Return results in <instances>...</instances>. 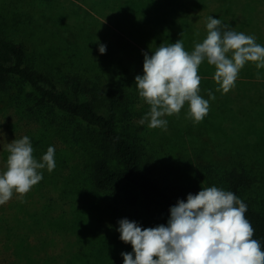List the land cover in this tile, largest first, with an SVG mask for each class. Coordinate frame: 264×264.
I'll use <instances>...</instances> for the list:
<instances>
[{
  "label": "rangeland",
  "instance_id": "obj_1",
  "mask_svg": "<svg viewBox=\"0 0 264 264\" xmlns=\"http://www.w3.org/2000/svg\"><path fill=\"white\" fill-rule=\"evenodd\" d=\"M224 1L229 0L221 2L217 0L211 5L216 6L214 8L216 10L218 6L222 8L226 5ZM230 1L232 5L238 2L234 7L237 11L246 7L254 10L262 8L264 13V0ZM121 2H124L122 6L126 5L125 0H106V2L96 0L97 10H95L91 0H0V25L5 27L6 32L11 36L24 41L28 47L33 49L35 46L34 54H42L38 60L47 59L53 68L58 65L63 66L64 61L69 57L73 58L74 42L82 41L71 36L72 31H77L79 28L77 24L88 29V34L91 35L90 45L86 46L81 42L77 47L78 50H84L83 56L104 67L105 74L108 71L111 73L110 76H104L106 79L114 76V80H118L116 84L119 89L128 95L135 94L136 102L130 105V109L128 108L129 116H132L129 121L140 130L148 148L155 152L157 160L163 165L168 163L166 165L175 166V169L176 167L183 169V176L180 179L183 181L178 182L176 187V191L183 196L198 192L202 187H217L218 183L214 182V179L208 182L203 179L211 167L228 168L234 164L242 165L248 171L250 168L257 171L259 168L262 172L264 170V75L259 74L258 78L257 73L254 72L256 69H250V72L241 70L236 86L231 91L234 100L229 101L216 90L218 85L213 79L215 71L210 69V72H202L199 69L198 74L203 81V84L200 83V95L204 99H209V90L215 95V99L209 101L210 111L202 122L196 124L188 117L189 109L186 104L179 116L164 117L168 121L166 131L149 128L147 121L141 124L140 120L150 111V106L139 96L135 77L143 75V52L146 51L149 55L152 52L137 38L129 35L128 31L122 30V27H129L133 19L145 20L146 17L143 12L134 15L127 12L124 14L125 17H121ZM244 3L247 6H244ZM109 4L113 5V10L110 9ZM214 9L212 11L202 8L193 9L192 4L181 7L188 19H195L200 25L208 20V12H212L209 15L220 19L223 25L227 22H246L249 25L244 27L243 33L254 35L258 44H264L263 13L252 16L237 14L224 18V13L213 12ZM195 14L198 17H194ZM180 15L177 19L181 18ZM182 16L185 17V13ZM144 27L147 34L153 32L148 25L145 24ZM96 37L98 40L103 39L102 44L106 46V52L103 54L99 51L100 44L94 46ZM119 38H123L124 45L134 51L133 55L139 58L134 66L121 67L119 62L125 61L127 49L119 44ZM110 46H113L114 52L111 51ZM33 60L37 62L36 58ZM202 65L203 63L200 67ZM252 68L256 67L252 66ZM23 87L29 90L27 86ZM245 92L255 93V100L241 104L238 98ZM258 95L262 100L259 104H257ZM96 100H99V96ZM11 101L13 100L10 96L0 94V108L3 109H0V173L6 170L7 145L14 139L24 136L30 138L34 149L33 155L38 161L48 147L53 146L56 167L51 173L46 168L41 170L43 179L25 195L22 208L17 215L27 222L25 231L22 227L24 239H21V245L23 251H26L25 249L30 251V256L28 253L27 256L15 255L14 252L11 254V250L5 247L8 239L0 236V264H80L78 252L91 247L105 250V255L90 254L88 264H99L100 258L121 260L116 264H123L121 253L132 252V246L120 240L118 222L123 218L133 221L134 210L128 207L121 211L118 206L108 204L109 200L113 201L112 191L103 192L94 189L90 180L88 154L84 151L82 143L62 132L54 133L53 127L56 128V125L52 117H59L51 116L45 111L19 114L10 105ZM239 105L241 110L238 111L236 119V111L233 113L230 107L237 110ZM127 110H124V113ZM230 112L233 115H229ZM65 121L61 123L66 128L75 127V123H69L70 120L67 119ZM43 124H47L50 130ZM68 131L71 132L69 129ZM260 184L261 188L255 186L253 190L248 191L249 197L254 201L253 205L259 210L264 209L261 202L264 199V183ZM131 193L132 198L136 197L134 191L131 190ZM127 194L126 197L129 195ZM14 198L18 199V194H14L11 200ZM10 201L7 203L10 204ZM5 208L7 210L6 206ZM3 209H0V214L6 211ZM143 210H145L144 215L148 214L145 205ZM34 211L38 225L34 223L32 225L28 219ZM161 220L167 225L166 219ZM110 221L113 223H109ZM107 224L116 226L114 230L117 239L114 237L111 244L107 242V246L100 247L102 241L99 237L107 229ZM138 225L148 228L141 222ZM93 232L98 233L99 237H93ZM102 243L105 244L106 241ZM49 248L51 253L46 255Z\"/></svg>",
  "mask_w": 264,
  "mask_h": 264
},
{
  "label": "trees",
  "instance_id": "obj_2",
  "mask_svg": "<svg viewBox=\"0 0 264 264\" xmlns=\"http://www.w3.org/2000/svg\"><path fill=\"white\" fill-rule=\"evenodd\" d=\"M221 1L219 0V2ZM91 2L93 3L92 7L97 10L96 0H91ZM216 2L217 0H125V6H122L124 2L120 3L122 6L121 17H125L124 14L127 12L133 13V15L137 12H143L146 18L145 20L144 18L133 19L130 21L129 27H122V30L128 31L129 35L141 41L151 52L160 46L175 43L178 39L183 41L185 50L191 52L195 43L202 42L206 38L207 21L200 25L197 20L188 19L186 12H182L181 7L192 4L193 9L202 8L212 11L216 6L213 7L211 4ZM223 3L226 5L222 8L218 6L213 12L224 13V18L237 16V14L252 16L263 13L262 8L254 10L246 7L237 11L234 7L238 2L233 3V5L230 0ZM104 5L108 7L107 4ZM243 5L247 6L245 3ZM109 6L113 10V5L109 4ZM181 12L182 14L185 13V17L182 16ZM209 13L212 12H208L207 16H210ZM179 15L181 18L177 19ZM194 17H198V15L195 14ZM117 18L119 19V17ZM145 24L151 28L152 33L147 34L145 32ZM224 25L228 29L243 32L244 27L249 24L246 22H227ZM77 26L79 28L77 31H72L71 36L74 39H81V42L89 46L91 40V35L88 34L89 30L81 25L77 24ZM93 32L95 33V31ZM95 39L94 46L103 43V39L98 40L97 37ZM119 39V44L127 49L125 61H122L121 58L122 62H119L121 67L134 66L138 63L139 58L133 55L135 54L134 51L124 45L123 38ZM81 42H74L73 58L69 57L63 62V66L58 65L53 68L47 59L38 60L42 54H34L35 46L33 49L28 47L24 41L14 38L6 32L5 27L0 25V94L10 96L13 101L9 103L19 114L45 111L51 116L59 117H52L53 123L56 125V128L53 127L54 133L62 132L82 143L84 151L88 154L91 171L90 180L94 189L113 192V201L109 200L108 204L118 206L121 211L128 207L132 208L134 210L132 220L138 224L141 222L148 227H155L163 224L161 220L163 218L168 222L170 207L175 205L178 200L186 201L187 199V195L183 196L176 191L178 182L182 183L183 181L180 180L183 176V169L180 167L175 169V166L166 165L168 163L163 165L156 159L157 156L148 148L145 137L129 121L132 117L129 116V107L136 102L135 94L128 95L119 89L116 84L118 80H114V76L106 79L104 76H110L111 73L108 71L105 74L104 70L106 69L104 67L95 61H91L89 57L83 56L84 50L80 51L77 48ZM122 47L120 48L122 49ZM109 48L114 52L113 46ZM35 58L37 62L33 60ZM252 66L255 67L253 63L249 62L242 71L250 72V69H256L254 72L264 75V68L257 69L252 68ZM199 69L202 72H210V69L215 71V67L209 65L207 61L203 62ZM23 86H27L29 90ZM231 91L227 94H221V96L229 101L234 100ZM254 94L245 92L239 96L238 101H241V104L246 103V101H254ZM97 96H99V100H96ZM260 97V95L257 96V104L262 102ZM230 109L233 113L236 111L237 119L241 105L237 107V110H233L231 107ZM124 110L127 112L124 113ZM229 115L233 114L230 112ZM66 119L70 120L69 123H75V127L66 128L62 125L61 122ZM43 125L48 128L47 124ZM203 179H206L205 182L214 179V182L218 183L216 184L218 188L231 191L242 199L247 205L245 216L255 230L253 238L259 240L262 248H264V209L259 210L255 207L254 201L248 195V191L253 190L255 186L261 188L260 183H264V170L261 172L259 168L257 171L250 168L248 171L242 165L234 164L228 168L213 169L211 167ZM131 190L136 193V197L130 196H133ZM126 192H129V195ZM261 202L264 205V199ZM144 205L148 211L146 215H144ZM1 208L6 210L0 214V236L8 239L5 247L11 250V254L14 252L15 255H26L27 253L29 255L30 251L28 249L23 251V245H21V239H24L22 227L25 231L27 222L17 216L22 208V202L14 198L10 204L0 205ZM28 219L32 225L33 223L38 225L36 211ZM109 223H113V221ZM107 225V229L100 237L97 236L98 233H92L93 237H99L102 242L106 241L105 244L99 241L100 247L107 246V242L111 244V240L117 236L114 230L116 226ZM104 252L105 250L95 247L80 250L78 260L81 262L79 263L88 264L90 254L105 255ZM50 253L49 248L46 255ZM119 261L100 258L99 264H116Z\"/></svg>",
  "mask_w": 264,
  "mask_h": 264
},
{
  "label": "clouds",
  "instance_id": "obj_3",
  "mask_svg": "<svg viewBox=\"0 0 264 264\" xmlns=\"http://www.w3.org/2000/svg\"><path fill=\"white\" fill-rule=\"evenodd\" d=\"M207 35L189 52L183 41L160 46L149 55L143 52V75L135 77L139 96L150 106L140 120L149 128L167 130L166 116H179L188 105V117L199 124L210 111L209 99L200 95V65L215 67L217 91L227 94L235 88L240 71L249 62L264 68V46L254 35L228 29L220 19L209 16ZM100 53L106 46L99 45ZM259 78V73H257ZM6 170L0 173V205L14 194L24 196L42 179L43 169L56 167L55 148L49 146L38 161L30 138L14 139L7 145ZM167 225L142 228L135 221L121 219L120 240L130 243L132 252H122L123 264H264V248L254 239L255 230L246 218L247 205L235 193L216 186L202 187L170 207Z\"/></svg>",
  "mask_w": 264,
  "mask_h": 264
}]
</instances>
